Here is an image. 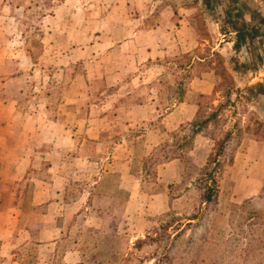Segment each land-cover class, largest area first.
Instances as JSON below:
<instances>
[{
  "label": "rangeland",
  "instance_id": "374dc122",
  "mask_svg": "<svg viewBox=\"0 0 264 264\" xmlns=\"http://www.w3.org/2000/svg\"><path fill=\"white\" fill-rule=\"evenodd\" d=\"M224 3L0 0V47L8 52L0 124L9 104L21 137L9 145L24 148L19 163L28 171L15 182L1 177L0 186L17 200L19 229L33 232L11 252L16 263L264 264V59L240 17L217 15ZM188 16L201 24L204 46L182 55L180 20ZM208 17L220 20L232 49L218 48ZM212 70L213 94L188 95L192 79ZM16 74L21 82L4 87ZM216 110L193 136V122ZM228 134L218 191L207 202L203 175ZM61 157L64 201L34 206V189L55 184L50 161Z\"/></svg>",
  "mask_w": 264,
  "mask_h": 264
},
{
  "label": "crops",
  "instance_id": "0c3cea01",
  "mask_svg": "<svg viewBox=\"0 0 264 264\" xmlns=\"http://www.w3.org/2000/svg\"><path fill=\"white\" fill-rule=\"evenodd\" d=\"M225 5L224 7L220 9V12L217 14H220L223 18H227L230 23H234L238 18H241V22L244 23L242 27L245 29L243 32L245 34L252 33L254 37V41L257 47L260 49L258 52V56H262V60L264 59V0H232L235 6H231L228 8L226 6L230 3L229 0H224ZM198 7H201L199 4ZM227 7V8H226ZM194 17H182L180 20L181 24V30L179 34V43L180 45L178 47V51L180 54H187L192 51L197 50L200 47H203L204 44H202L201 33H200V26L194 21ZM206 24L205 26L208 29V33L214 37H221L222 40H220L218 44V48L220 49L222 47H225L224 50L232 49V46L234 45L233 42H226V37L228 36L227 31L223 32L221 30V22L219 19L215 20L213 18H206L205 20ZM239 30H234L233 33H230V35H239ZM219 40V39H217ZM206 44H210L209 41H205ZM225 45V46H224ZM215 51V49H213ZM222 53V52H221ZM8 61V52L0 47V66H4L6 62ZM202 60H200L201 62ZM259 72L261 75L264 74V65L262 68L259 69ZM22 75L16 74L12 77L8 78L5 83L4 87H8L10 83H17L19 84L21 82ZM216 86V72L214 70L212 71H206L200 75V77H196L195 79H192V81L189 83V89L187 94L193 95V94H200L204 96H210L213 94ZM20 89V88H19ZM186 95V97L188 96ZM182 105L184 106L185 103L182 102ZM186 107L190 108H198L197 105L195 106H189L186 102ZM2 108V115L6 116L5 109H8L7 114L8 120H4L0 124V147L3 148L4 155L7 156L8 163L3 166L2 171L0 172V178L3 177V181L5 179H10L12 182L18 181L19 177H21L24 174H27L28 171L23 169V163H25V160L22 161V163H19V158L23 157V150L20 146H16L14 149V146L10 147V141L12 139H15L17 141H20L21 137L16 136L15 133L12 132V127L15 125V120L11 122L12 116H10L11 107L8 104H3ZM15 108V106H14ZM14 119H16V116H14ZM18 145V143L16 144ZM55 151H52V156ZM18 158L16 161V165L12 167L10 164L11 162H15L14 158ZM63 161L61 158H54L50 161V168L51 171L54 174V178L52 179L55 181V184L48 183L45 187L42 186V184H37L36 188L33 191V198L32 202L34 206H39L42 204H50V206L53 205H60L65 198L66 194V186H67V178L64 173H62ZM29 169V166L28 168ZM24 172V174L21 175V173ZM26 172V173H25ZM10 175V176H9ZM5 182H9V181ZM46 184V183H45ZM54 194V195H53ZM48 195V197H52V199L46 200L45 197ZM62 197V198H61ZM57 199H60L59 202ZM62 201V202H61ZM17 200L14 197H9L8 191L5 188V186H0V256L2 257V260L0 261V264H18L14 261L13 258H10L11 252L19 247L20 245H23L25 243H29L32 241L33 232L31 229L28 231L19 229V211L17 209ZM50 221H52L50 217ZM50 228L53 226L51 224L48 225ZM55 227V226H54ZM43 232V231H42ZM48 242H51V240H48ZM51 244H48L47 246H50ZM41 246V245H39Z\"/></svg>",
  "mask_w": 264,
  "mask_h": 264
},
{
  "label": "trees",
  "instance_id": "16d2710c",
  "mask_svg": "<svg viewBox=\"0 0 264 264\" xmlns=\"http://www.w3.org/2000/svg\"><path fill=\"white\" fill-rule=\"evenodd\" d=\"M208 4V2H207ZM201 24H200V30H201ZM238 45L236 44V48H239V46L237 47ZM251 92H253L255 89L254 88H250L249 89ZM258 90L260 91V94H263L264 95V86L262 84H260L258 86ZM215 91V90H214ZM186 95V90L183 89V90H180V93H179V102H183L184 100V97ZM208 98V96H204V95H200L199 96V99L202 100V99H206ZM197 106L199 107V110H201L202 108V104L201 102H198L197 103ZM220 110V109H219ZM219 110H216L213 114H211L209 116V118H207L206 120H204L203 122H199L198 120L194 121L193 122V136L197 133H199L202 129H204L212 120L216 119L217 116H218V112ZM231 136V134H228L225 139L219 143L218 145V148H217V151L216 153L212 154V156L210 157L209 159V167L212 166L213 168L211 169L210 172H206L204 173L203 175V180L205 182H209L207 188H206V191H205V194H204V199L207 201V202H211L214 195L217 193V179H216V176H217V170L219 168V166H221V162L219 161V158L220 156L223 154V151L225 150V145L229 139V137ZM192 136H190L191 138Z\"/></svg>",
  "mask_w": 264,
  "mask_h": 264
}]
</instances>
